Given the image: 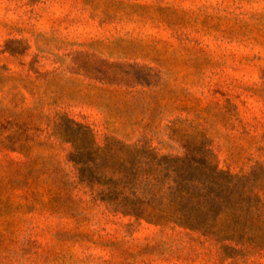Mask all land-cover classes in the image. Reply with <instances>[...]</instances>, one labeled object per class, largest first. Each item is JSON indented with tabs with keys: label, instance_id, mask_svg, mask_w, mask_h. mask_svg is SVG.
<instances>
[{
	"label": "rangeland",
	"instance_id": "obj_1",
	"mask_svg": "<svg viewBox=\"0 0 264 264\" xmlns=\"http://www.w3.org/2000/svg\"><path fill=\"white\" fill-rule=\"evenodd\" d=\"M66 117L116 152L264 166V0H0V264H264L96 200Z\"/></svg>",
	"mask_w": 264,
	"mask_h": 264
},
{
	"label": "trees",
	"instance_id": "obj_2",
	"mask_svg": "<svg viewBox=\"0 0 264 264\" xmlns=\"http://www.w3.org/2000/svg\"><path fill=\"white\" fill-rule=\"evenodd\" d=\"M57 132L74 146L70 161L95 199L114 212L155 225H174L216 240L231 254L264 251V166L222 170L207 141L184 155L150 143L100 147L93 130L65 118Z\"/></svg>",
	"mask_w": 264,
	"mask_h": 264
}]
</instances>
